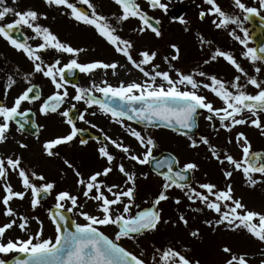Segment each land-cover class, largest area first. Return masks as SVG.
<instances>
[{"label":"snow or ice","instance_id":"1","mask_svg":"<svg viewBox=\"0 0 264 264\" xmlns=\"http://www.w3.org/2000/svg\"><path fill=\"white\" fill-rule=\"evenodd\" d=\"M16 3L17 0H11L12 5ZM113 3L118 12L106 16L97 11L91 0H44L48 8L60 10V15L93 29L116 54L124 58L123 63L103 59L80 62V54L87 49L73 47L61 40L49 25L42 24L41 20L49 18L46 12L34 8L17 10L9 0H0V38L22 53L31 65L30 71L17 67L5 75L6 83L0 94V145H7L13 123L17 125L16 131L21 133L30 123L32 109H24L22 105L40 101L41 115H58L67 125L65 132L53 134L40 143V154L48 160H60L63 165L59 169L60 179H66L70 170L75 187V193L68 188L57 190V181L49 179L36 166L27 164L22 153H0V207L6 220L0 225V264H201L199 259L190 256L191 249L179 241V247L169 243L154 247L147 255L144 252L137 255L119 243L125 238L135 240L141 234L156 232L161 224H171L176 228L183 226L191 238L199 239L200 229L190 226L185 211L177 208L174 220L163 217L160 205L170 199L177 206L187 201L185 208L189 212L202 213L206 209L213 213L212 218L203 220V224L213 232L222 227L233 233H245L261 245L256 253H249L235 251L224 243L218 247L222 253L220 264H264V211L249 208L243 197L235 195L231 182L234 173L239 172L249 188L264 184V150L254 151L245 132L234 133L239 126H248L264 136V76L261 75L264 73V45L250 47V32L245 26V22L253 17L264 20L261 16L264 0H254L253 4L245 0H230L232 11L224 10L218 0H202L207 8L197 5L198 19L203 21L211 16V24L216 30L227 31L242 46L240 56L249 61L254 74L242 66L231 50L213 47L214 41L206 39L199 31L195 34L198 45L201 50L208 49L202 64L187 72L177 67L175 62L181 58V49L172 43L169 45L172 52L162 57L167 67H161L155 62L158 50L143 46L137 48L132 39L119 34L122 24L135 19L138 26L134 32L144 34L150 31L161 37V29L157 27L161 21L150 16L138 0H113ZM146 3L151 10L169 12V4L162 0H146ZM79 5H86L90 11ZM9 15L13 19L5 22ZM173 20L185 25L186 32L191 30L184 17L176 16ZM22 29L30 30L31 35L21 31L19 35L23 38H18L14 33ZM30 41L39 42L33 44ZM49 50L67 54L70 58L66 63L61 59L47 62L43 53ZM220 60L234 70L231 80L204 70V65ZM77 70L85 75H94L101 70L104 75L98 82L93 79L85 87L66 78ZM121 70L128 76L133 71L140 75L130 81L120 79L115 85L110 83L107 75L118 77ZM34 74L47 78L53 86L46 98L42 99L38 86L32 83ZM19 80H23L27 87L13 98L11 104L6 103L8 93ZM70 84L75 90L71 96L68 91ZM250 88L254 91H249ZM67 102L73 103L64 109ZM77 103L85 105L82 111L77 110ZM98 112L118 125L124 135L134 138L136 147L126 144L123 136H112L100 129L103 139H94L98 142L96 155L103 164L85 174L67 156H62L59 149L71 145L85 131L77 126V121L96 129L98 125L87 116L95 117ZM200 115H204L208 128L217 136L221 131L228 133L225 143H235L241 153L239 158L226 147L213 144L209 135L190 134L193 129H198ZM128 122L144 127L138 130ZM161 125L185 137L188 149L204 146L209 159L221 166L223 187L211 181L193 183L191 178L199 171L194 160L181 164L177 155L158 159L154 155L158 142L147 129ZM32 126L37 130L44 127ZM33 135L39 140L38 131ZM88 142L86 138L79 139L81 145ZM16 144L20 149L29 148V144L22 141H16ZM144 166H148L150 171H143ZM150 172L159 177L161 183L158 193L146 201L148 206L141 208L136 203L138 181L141 178L147 180ZM114 173H119L121 182L110 181ZM12 176L19 181V190L11 182ZM172 190H179L182 198L170 197ZM47 196L54 199V204L47 209L54 235L45 238L43 221L38 216L19 212L12 202L27 199L34 212ZM81 197L84 198L83 204ZM88 201L95 205V213L84 210ZM65 213L78 215L84 222L70 220ZM33 221L37 225L34 232L30 231ZM101 226H114V238L101 231ZM14 227L26 238L7 236Z\"/></svg>","mask_w":264,"mask_h":264},{"label":"rangeland","instance_id":"2","mask_svg":"<svg viewBox=\"0 0 264 264\" xmlns=\"http://www.w3.org/2000/svg\"><path fill=\"white\" fill-rule=\"evenodd\" d=\"M196 1L197 0H162V2L169 4V12L168 14H165L160 10L149 9L146 0H138V2L141 3L144 9L149 11V14L158 16L160 17L161 21L165 22L169 18H171L169 14L172 10H180L181 7L183 8L186 4ZM172 21L173 23L169 31L173 32V37L168 41V44L175 43L180 47L181 59H184L181 61V63H177L176 66L187 72L195 68L197 64H202L203 59L208 55V49L205 48L207 52H205L204 49H200L195 36L196 33H194V31L190 30L186 32L184 30L185 25L180 24L178 21H174L173 18ZM138 36L139 37H137L136 41V43H138L139 45L138 48L143 46L151 49V46L149 45L151 40L147 37V33L139 34ZM171 52L172 51L169 48L168 54H170ZM162 66L163 68L167 67V65L165 64H163ZM203 68L209 73L216 74L219 77L228 80H231L235 74L231 66H229L223 60H220L219 62H213L209 65H204ZM30 70L31 67L29 66L23 68L22 71ZM139 75L140 74H137V77H139ZM78 81L80 86L85 87L90 83V79H87L86 77H80ZM42 83L44 87L43 98H46L49 94H51L53 86L45 77H43ZM68 91L70 96L75 94V91L72 90L71 87H68ZM71 103L73 102H68V106H64L63 108H70ZM81 104L82 103H77V106ZM262 119H264V116H262ZM37 122V125L44 126L40 129L39 140H37L36 138H34L33 140L24 139L19 135L16 136V134L12 132L9 135V141L7 145H0V153L12 151H15L17 154L22 153L27 164H29L30 166H36L37 169L39 171H43L49 177V179H54L57 181V190L68 188L75 193L73 177L67 175L66 179L61 180L59 171L55 164V160H48L47 158L42 157L39 150L41 142H43L45 139L50 138L53 134L65 132L67 130V125L61 122V117H59L58 115L50 114L49 116L45 117L39 113V110L37 111ZM198 125L199 135H209L213 144L226 147L229 152L239 158L241 153L235 143H225L228 133L221 131L217 136L215 133L211 132V130L207 126V121L204 119V116H201L199 118ZM237 131H243L247 134L249 140L252 143L254 151L264 150V136H261L255 128L248 126H239L234 130V133ZM149 132L158 142V148L155 150L154 155H158L159 152L166 150L171 155H177L181 160V164H183L187 160H194L199 165V171L195 172L193 176L195 180L194 183L211 181L223 187L224 179L220 171L221 166L215 160L209 159V154L204 146H201L200 148L195 150H191L187 148L186 138L178 135L177 133L169 132L165 129L161 130V132L160 130ZM131 139L134 140V138ZM16 141H22L29 144V148L27 150L20 149L16 144ZM134 147H136V142ZM143 171L149 172L150 170L148 166H144ZM205 173H207L206 176ZM121 180L122 178H110V181L113 183H119L121 182ZM11 182L13 183L14 187L19 190V181L15 176L11 177ZM231 182L233 183V186L235 188V195L238 197H243L244 202L249 206V208L255 209L257 211H264V184H258L255 188H249L245 185L243 177L239 172L234 173ZM160 183L161 181L156 179L155 176H153V174L151 173L149 174V178L147 180L143 178L139 179L137 192L138 203H143L146 196L148 197L153 193H158ZM169 196H180L182 198V193H180L179 190H172L169 192ZM80 202L82 204L84 203L83 197H81ZM186 203L187 201L177 206L171 199L162 202V204L160 205L163 210L162 215L165 219L171 218L174 220L177 216V208H179L180 211H185L186 215L189 218L190 226L192 228L200 229L201 237L199 239L191 238L188 235L187 229H185L183 226L176 228L171 224H161L159 230L156 232L144 233L141 236L137 237L135 240L125 238L122 239L119 243L127 250L132 251L137 255H140L141 252H144L147 255L152 251L154 247L167 246L169 243L179 247V244H177V241H179L181 244L186 245L191 249L190 256L195 259H199L201 261V264H220L222 253L219 252L218 247L224 243L232 246L235 251H246L249 253H256L258 251L259 247L261 246L259 242L254 239H250L245 233H233L230 231H226L222 227L213 232L211 228L203 224V220L205 218H212L214 214L206 209L202 213L189 212L185 208ZM53 204V196H49L48 200L42 203V206L37 208L33 212L29 208L27 199L24 201L15 200L12 202V206L18 209L19 212L38 216L40 220L43 221L45 238L54 235V228L47 216V209L51 208ZM193 207H196V205H193ZM84 210L95 213V205L92 201H88ZM71 215L76 222H84L82 217L72 213ZM193 217H195V219H193ZM5 222V217L2 215V207H0V225ZM36 228L37 225L35 221H33L30 231L34 232ZM101 230L105 232V234L110 238H114V233L116 231L114 226H101ZM7 236L13 238H26L25 234L15 227L7 233ZM8 258L10 259V257Z\"/></svg>","mask_w":264,"mask_h":264},{"label":"flooded vegetation","instance_id":"3","mask_svg":"<svg viewBox=\"0 0 264 264\" xmlns=\"http://www.w3.org/2000/svg\"><path fill=\"white\" fill-rule=\"evenodd\" d=\"M187 1V0H186ZM91 2L96 6L97 11L106 15L111 16L113 13L118 12L117 6L113 3V0H91ZM246 3L253 4L254 0H245ZM218 3L222 6V8L226 11H232L230 7V0H218ZM9 4L17 10H24L27 8H34L40 12H46L48 14L47 20H41L40 22L45 25H49L52 30L59 35L61 40L66 41L70 43L73 47L78 48H85L87 51L80 54L79 61L80 62H89L96 59H103L106 61L109 60H120L122 63L124 62V58L114 52V50L108 46L101 38H99L96 33L88 26H85L83 24H77L74 20L70 19L67 16L60 15V10L48 8L44 4V0H17V3L12 5L11 0H9ZM197 5H202V7L207 8V5L202 4V0H197L196 2L188 3L183 8L181 7L182 11H176L172 10L170 12L171 18H169L166 22L161 21L160 17L150 14V16L159 19L161 21V37H156L153 33L150 31L146 32L147 37L150 38L151 42L149 45L151 46V49H155L159 51V56L157 57L156 63L160 64L161 67L164 64V61L162 57L164 55H168V50L170 44H168V41L172 39L173 34L169 31L173 21L172 17L181 16L184 17L186 20L189 21V27L191 31L201 32L206 39H210L214 41L215 46H219L222 49L231 50L233 54L237 57L238 61L241 62L242 66H244L250 74H254L252 72V66L249 63V61L244 60L241 58L240 54L242 49V46L239 45L238 42L234 41L227 33V31L224 30H216L214 26L211 24L212 17L208 16L205 20L201 21L198 19V12L199 9L197 8ZM82 9L86 11H90L87 9L86 5H79ZM261 16H264V13H261ZM13 17L9 15L6 18L5 22L11 21ZM138 26V21L135 19H130L128 22H125L122 24L121 31L119 34L122 37L130 38L132 39L137 48L138 43L137 37H139L136 32L133 31L134 28ZM245 26L248 28L250 32V41L249 46L250 47H259L261 45H264V20H262L260 17H253L251 21L245 22ZM234 27V26H233ZM25 33L26 35H31L30 30L22 29L17 30L16 35H19L20 32ZM238 31V29H237ZM126 34V36H125ZM242 35V34H241ZM139 40V39H138ZM39 41H30V43H38ZM208 53V52H207ZM43 58L47 62H53L55 59H61L62 63H66L69 60V56L67 54H60L55 52L54 50H49L45 53H43ZM183 59L179 60L178 62H181ZM178 62H175L176 64ZM26 66H31L30 63L26 60V58L23 56L22 53L17 52L15 49H13L5 40L0 38V94L3 93L4 84L5 81V75L9 72H11L14 68H20L23 70ZM138 72L133 71L131 76L125 75L124 71H120V74L118 77H113L109 73L107 75V79L110 83L116 84L118 83V80L123 79L125 81H130L132 79L137 78ZM103 72L101 70H97L94 75H85L82 73L77 72L76 73V84L79 85V79L80 77H86L87 79L97 80L103 76ZM264 76V73L261 74ZM43 76L40 74H34L32 77V83L41 87V93L43 98L44 93V87L42 83ZM27 85L24 83L23 80H19L18 84L13 87V89L8 93L6 97V103L11 104L13 98L21 91L23 90ZM72 90H74L71 87ZM75 91V90H74ZM249 91H254V89H249ZM40 101H36L32 104L25 103L22 105V108L27 109L31 108L32 112L37 113L39 110ZM85 105L81 104L77 106V110H83ZM92 111V110H89ZM87 119L90 120L92 123L98 125L96 129L91 128L89 125L84 124L81 121H77V126L80 128H83L90 133H93L95 137H99L100 140L103 139L102 135L100 134V129H103L104 132L108 133L112 136H123L124 140L127 144H131L133 147L135 146V141L131 139L130 137H126L122 130L119 128L118 125H115L109 121V119L102 115L98 114L93 116H87ZM131 123L133 127H136L138 130L141 129L140 126L135 124L134 122H128ZM17 126L13 123L11 132H14L17 135L23 137L24 139H30L29 136L22 134L21 132L16 131ZM148 131H154L153 129L148 128ZM95 137L90 138L87 145H81L79 143L80 136L77 137L75 141L71 145L61 146L59 151L61 152L62 156H67L68 159L73 161L82 172L87 174L90 171L99 169L101 165L103 164V161H101L97 155H96V148L98 147V142ZM33 139V138H31ZM56 167L59 171L61 167H63L62 162L60 160H55ZM151 173V172H150ZM68 175L72 176V173L70 170H68ZM154 175V174H153ZM155 176V175H154ZM110 178L119 179L122 178L119 173H114ZM154 196L149 195L146 196L143 203H138L136 200V203L140 205L141 208L147 207L148 204H146V201L150 200ZM172 197V196H170Z\"/></svg>","mask_w":264,"mask_h":264},{"label":"water","instance_id":"4","mask_svg":"<svg viewBox=\"0 0 264 264\" xmlns=\"http://www.w3.org/2000/svg\"><path fill=\"white\" fill-rule=\"evenodd\" d=\"M29 121L30 123L25 125V129H24V132H27V133H30L33 135V133L37 132V128L33 127L32 125L33 124H36L35 121H34V117L33 116H30L29 115ZM143 126V125H142ZM158 127H164V126H158ZM158 127H155V128H158ZM154 128V127H153ZM190 134H197V129H193L192 132ZM86 135V134H85ZM87 137H90L89 135H87ZM87 139V138H86ZM165 156H170L169 154H162L158 157V159H163ZM163 170H166V169H162L161 171ZM192 179V178H191ZM48 197V196H47ZM47 197L43 200L45 201L47 199ZM65 215H67L69 217L70 220H72L73 218L70 217V214L69 213H65Z\"/></svg>","mask_w":264,"mask_h":264}]
</instances>
